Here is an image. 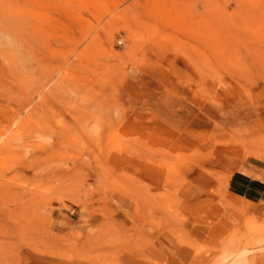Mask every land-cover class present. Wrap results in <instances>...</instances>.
I'll return each instance as SVG.
<instances>
[{
  "label": "rangeland",
  "instance_id": "374dc122",
  "mask_svg": "<svg viewBox=\"0 0 264 264\" xmlns=\"http://www.w3.org/2000/svg\"><path fill=\"white\" fill-rule=\"evenodd\" d=\"M20 124L73 192L41 239L3 219L0 264H264V0H0V145Z\"/></svg>",
  "mask_w": 264,
  "mask_h": 264
},
{
  "label": "bare ground",
  "instance_id": "6f19581e",
  "mask_svg": "<svg viewBox=\"0 0 264 264\" xmlns=\"http://www.w3.org/2000/svg\"><path fill=\"white\" fill-rule=\"evenodd\" d=\"M41 134L40 128L28 127L20 124L10 133L0 145V154H16L26 156L29 161L21 162V170L15 171L18 177H24L22 173L30 171L32 179L25 183L23 190L21 186L6 185L0 181V241L4 238L11 237L7 228V221L16 215H21L24 220L14 225L18 231V235L34 239H41L43 236L41 221L45 217V207L51 206L53 201H59L63 196L73 192L72 175L73 169H60L52 164L51 161L42 162V154L46 153L42 147L32 146L31 139L39 138ZM54 134V133H53ZM65 133L60 132L56 137L64 136ZM57 142V139H56ZM58 143V142H57ZM31 145V147H30ZM30 147V148H29ZM6 165L0 164V178L9 171ZM48 167V168H47ZM142 168V166H141ZM143 177L144 175L141 174ZM17 177V178H18ZM30 185V187H28ZM25 206L20 212L8 208V203L13 202ZM17 210V208H16Z\"/></svg>",
  "mask_w": 264,
  "mask_h": 264
}]
</instances>
